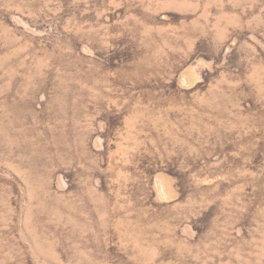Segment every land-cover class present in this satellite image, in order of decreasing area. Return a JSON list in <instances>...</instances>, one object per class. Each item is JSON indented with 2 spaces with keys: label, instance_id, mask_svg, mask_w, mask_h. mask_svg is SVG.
I'll list each match as a JSON object with an SVG mask.
<instances>
[{
  "label": "rangeland",
  "instance_id": "1",
  "mask_svg": "<svg viewBox=\"0 0 264 264\" xmlns=\"http://www.w3.org/2000/svg\"><path fill=\"white\" fill-rule=\"evenodd\" d=\"M0 264H264V0H0Z\"/></svg>",
  "mask_w": 264,
  "mask_h": 264
}]
</instances>
